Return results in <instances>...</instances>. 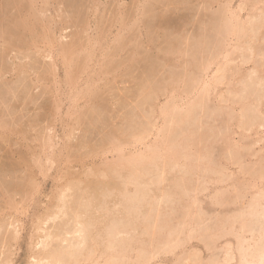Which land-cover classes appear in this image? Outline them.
Segmentation results:
<instances>
[{"label": "rangeland", "instance_id": "374dc122", "mask_svg": "<svg viewBox=\"0 0 264 264\" xmlns=\"http://www.w3.org/2000/svg\"><path fill=\"white\" fill-rule=\"evenodd\" d=\"M25 1L0 0V264L263 252L264 0Z\"/></svg>", "mask_w": 264, "mask_h": 264}, {"label": "bare ground", "instance_id": "6f19581e", "mask_svg": "<svg viewBox=\"0 0 264 264\" xmlns=\"http://www.w3.org/2000/svg\"><path fill=\"white\" fill-rule=\"evenodd\" d=\"M20 1V0H19ZM27 1V0H26ZM25 1V2H26ZM30 1V0H29ZM47 1V0H46ZM29 3V2H28ZM33 2H31V4H32ZM46 3H48V2H46ZM20 6V5H19ZM21 8H22V6H20ZM19 11V10H18ZM23 12V11H22ZM28 12V11H27ZM40 12V11H39ZM46 13V12H45ZM52 14V13H51ZM220 14V13H219ZM30 15V14H29ZM31 15H33V17H34V14H31ZM37 15V14H36ZM38 16H40V15H38ZM233 16V15H232ZM236 16V15H235ZM31 17V16H30ZM47 17V16H46ZM42 18V17H41ZM234 18V17H233ZM27 19V18H26ZM26 19H24V18H21V21H20V27L22 28V30L24 29V31L26 30L27 32H30L32 29L31 28H33L34 27V23H32V24H34L33 26L31 25V23L29 22V21H27L28 19H29V17H28V19L26 20ZM36 18H34V20H35ZM33 20V19H32ZM33 20V21H34ZM39 20V19H38ZM41 20V19H40ZM43 21V20H42ZM250 21V20H249ZM37 22V21H36ZM44 22V21H43ZM15 23V22H14ZM224 23V22H223ZM45 24L46 23H44V27H45ZM49 24V23H48ZM231 25V24H230ZM247 25V24H246ZM18 26H19V24H18ZM32 26V27H31ZM17 29V28H16ZM46 29V28H45ZM217 29V28H216ZM247 29V28H246ZM21 30V31H22ZM226 30V29H225ZM224 30V31H225ZM239 30H241V29H239ZM34 31V30H33ZM44 31V30H43ZM229 31V30H228ZM234 31V30H233ZM50 32V31H49ZM221 32V31H220ZM232 32V31H231ZM242 32V31H241ZM6 33V32H5ZM26 33V32H25ZM32 33H34V32H32ZM42 33V32H41ZM48 33V32H47ZM27 34V33H26ZM34 35V34H33ZM48 35V34H47ZM49 36V35H48ZM33 37V36H32ZM120 37V36H119ZM49 38V37H48ZM120 39V38H119ZM217 39V38H216ZM117 40V39H116ZM121 40V39H120ZM54 41V40H53ZM50 43H51V41H50ZM52 44V43H51ZM64 45L65 44H63V47H62V43H61V47H62V49L60 50V52H61V54L60 55H67L66 53H68V52H70L71 53V51H70V47H64ZM74 48V47H73ZM242 49V48H241ZM71 50L73 51V49H72V47H71ZM76 52V51H75ZM215 52V51H214ZM69 54V53H68ZM74 54V53H73ZM87 54V53H86ZM218 54H219V52H218ZM69 55H71V54H69ZM215 55V54H214ZM62 56V59L64 58ZM74 56V55H73ZM88 56V55H87ZM92 56V55H91ZM212 56V55H211ZM72 57V56H71ZM76 57V56H75ZM85 57V56H84ZM72 58H74V57H72ZM83 58V57H82ZM69 61H66V62H70V63H68V64H71V60L70 59H68ZM64 61H65V58H64ZM88 61V60H87ZM207 61H208V59H207ZM74 63V62H73ZM212 63V62H211ZM226 63H227V61H226ZM222 64V63H221ZM225 64V63H224ZM64 65H65V63H64ZM74 65V64H73ZM81 65V64H80ZM208 65V68H209V64H207ZM207 65H206V67H207ZM69 67H71L70 65H69ZM73 68H74V66H72ZM205 67V66H204ZM68 68V67H67ZM68 69H70V68H68ZM217 69L218 68H216L215 70H216V72H217ZM64 70H66V68L64 69ZM206 71H207V69H206ZM213 71V70H212ZM225 71V70H224ZM70 72V71H69ZM214 72V71H213ZM215 72V73H216ZM67 73V72H66ZM201 73V72H200ZM215 73L213 74V77H214V75H215ZM220 73V72H219ZM204 74V73H203ZM224 74V73H223ZM70 75V74H69ZM202 76V75H201ZM201 76H200V78H201ZM70 77V76H69ZM206 77V76H205ZM215 77H216V75H215ZM215 77L213 78V79H215ZM70 78H72V76L70 77ZM189 78V77H188ZM203 78V77H202ZM205 79V78H204ZM204 79H201V80H204ZM210 79V78H209ZM213 79H210V82L213 80ZM72 80V79H71ZM197 80H199L198 78H197ZM209 80L207 79V81L206 82H208ZM214 81V80H213ZM219 81V80H218ZM199 82H200V80H199ZM205 83V82H204ZM203 84V83H202ZM206 87H208L207 86V83H205L204 84ZM208 85H211V84H208ZM204 87V86H203ZM190 89V88H189ZM200 89V88H199ZM203 89H205V87L203 88ZM204 93V92H203ZM199 94V93H198ZM197 94V95H198ZM201 96V95H200ZM195 97V96H194ZM199 97V96H198ZM198 97H197V99H198ZM204 106V105H203ZM168 107V106H167ZM163 108V107H162ZM175 109V108H174ZM189 109V108H188ZM149 111V110H148ZM151 112V111H150ZM168 113V112H167ZM178 115V114H177ZM183 115V114H182ZM241 117V116H240ZM244 117V116H243ZM242 118V117H241ZM176 120V119H175ZM146 129V128H145ZM149 130H151V129H149ZM154 131V130H153ZM158 131H160V130H158ZM141 132H143V131H141ZM144 132H146V131H144ZM150 132H152V131H147V133L146 134H149ZM155 132V131H154ZM157 132V131H156ZM154 133L155 135H156V137H154L155 139L157 138V134H158V132L157 133ZM132 134V133H131ZM143 134H145V133H143ZM154 134L152 133L151 134V136L153 135L154 136ZM139 135H140V132H139ZM142 135V134H141ZM140 135V136H141ZM150 136V135H149ZM142 138H139V139H137L136 140V138H135V140L134 141H137V142H134L133 144H134V146H135V143L137 144V143H139V145H141L140 143H144L145 141V139L143 138V136H141ZM144 137H145V135H144ZM159 138V137H158ZM146 139H149V138H147V136H146ZM147 141V140H146ZM153 141H154V139H153ZM156 141V140H155ZM117 143V142H116ZM119 144V143H118ZM151 144V143H150ZM150 144L148 145V144H146L147 145V148L150 146ZM153 144V143H152ZM152 144H151V146H152ZM144 145V144H143ZM155 145V144H154ZM137 146H138V144H137ZM152 149H154V147H151L150 149L148 148V150H149V152L152 150ZM147 150V149H146ZM153 151V150H152ZM164 151V150H163ZM118 152V151H117ZM142 153V152H141ZM147 153V152H146ZM150 153H152V152H150ZM149 153V154H150ZM156 153V152H155ZM157 154V153H156ZM152 155V154H151ZM143 156V154L141 155V157ZM122 158V157H121ZM134 158H136L138 161H140V156L139 157H134ZM133 157H132V159H130V161L132 160L133 162H135V160H133L134 159ZM139 158V159H138ZM170 159V158H169ZM167 160V159H166ZM125 162H126V160H125ZM258 162V161H257ZM120 163V162H119ZM137 163V162H136ZM45 164V163H44ZM103 164V163H102ZM101 164V165H102ZM127 164H128V162H127ZM133 164V163H132ZM142 164H144V163H142ZM108 166V165H107ZM129 166V165H128ZM106 167V166H105ZM114 167V166H113ZM136 167V166H135ZM256 167V166H255ZM139 168V167H138ZM107 169V168H106ZM105 169V170H106ZM112 169V168H111ZM117 169V168H116ZM142 169V168H141ZM256 169H257V167H256ZM95 170V169H94ZM104 170V169H103ZM102 170V171H103ZM115 170V169H114ZM136 170H138V169H136ZM89 171H91V170H89ZM100 171V170H99ZM107 171H109V170H107ZM138 172V171H137ZM250 172V171H249ZM89 173V172H88ZM87 173V174H88ZM92 173V172H91ZM101 173V172H100ZM109 173V172H108ZM107 173V174H108ZM128 174V173H127ZM137 174V173H136ZM95 175H96V173H95ZM94 175V176H95ZM87 176V175H86ZM102 176V175H101ZM103 177V176H102ZM74 180V179H73ZM79 181H80V179H79ZM205 181V180H204ZM76 182V181H75ZM78 182V181H77ZM81 182V181H80ZM69 183V182H68ZM29 185V184H28ZM77 185V184H76ZM30 186V185H29ZM63 186V185H62ZM70 186V185H69ZM81 186H82V184H81ZM79 187H80V185H79ZM78 187V188H79ZM80 189V188H79ZM84 190V189H83ZM78 192V191H77ZM136 192V191H135ZM135 192H134V194H135ZM137 193H138V191H137ZM64 193H61V195H59V199L61 200V202H63V197H64V195H63ZM82 194H83V192H82ZM82 194H80V195H82ZM142 194V193H141ZM75 196V195H74ZM79 196V195H78ZM130 196V195H129ZM68 197H70V196H68ZM72 197V196H71ZM76 197V196H75ZM134 199V198H133ZM58 200V199H57ZM216 200V199H215ZM262 200V199H261ZM79 201V200H78ZM59 202V201H58ZM56 203V202H55ZM66 201H65V199H64V205H62L61 204V206H62V208H65V206H66ZM79 203V202H78ZM58 204V203H57ZM75 205V204H74ZM131 205V204H130ZM56 206V205H55ZM79 206V205H78ZM128 206V205H127ZM74 207V206H73ZM134 207H136V206H134ZM61 208V207H60ZM52 209V208H51ZM72 209V208H71ZM75 209V208H74ZM246 209V208H245ZM65 210H67V209H65ZM65 210L63 209V211H61V209H60V211L61 212H63L64 213V215L67 213V215H68V212H65ZM69 210V209H68ZM100 210V209H99ZM264 210V209H263ZM73 212V211H72ZM75 212L76 211H74L73 212V214H75ZM70 213V212H69ZM249 213V212H248ZM259 214H260V212H259ZM46 215V214H45ZM77 215V214H76ZM53 216V218L54 217H56V216H58L57 215V212H55V213H53L51 216H48L47 218H46V220L48 219V218H50V217H52ZM243 216V215H242ZM71 218V217H70ZM75 218V217H74ZM117 218V217H116ZM52 219V218H51ZM76 219V218H75ZM122 219V218H121ZM252 219V218H251ZM263 219V218H262ZM37 220V219H36ZM45 220V221H46ZM71 220V219H70ZM236 220V219H235ZM43 222V223H46V222ZM62 221V220H61ZM76 221V220H75ZM88 221H89V219H88ZM129 221V220H128ZM252 221V220H251ZM38 222V221H37ZM40 222V221H39ZM84 222V221H83ZM90 222V221H89ZM119 222V221H118ZM130 222V221H129ZM78 223H79V221H78ZM81 223V222H80ZM90 225H92L91 224V222L89 223ZM89 224H84V225H82L81 227H83V228H85V227H88L87 225H89ZM117 224V223H116ZM252 224V223H251ZM257 224H258V222H257ZM86 225V226H85ZM113 225V224H112ZM115 225V224H114ZM244 225V224H243ZM256 225V224H255ZM60 226V225H59ZM58 226V227H59ZM65 226V225H64ZM94 226V225H93ZM57 227V228H58ZM81 227H80V229H79V231H84V229L82 230L81 229ZM110 227H112V226H110ZM17 228V227H16ZM70 228H71V226H70ZM76 228V227H75ZM74 228V229H75ZM103 228V227H102ZM114 228H115V226H114ZM113 228V229H114ZM243 228V227H242ZM261 228V227H260ZM38 229H41V230H44V227H42V226H39V228ZM89 230H91L90 228H89ZM96 230V229H95ZM109 230V229H108ZM248 230V229H247ZM262 230V229H261ZM16 231V230H15ZM38 231V230H37ZM71 231V230H70ZM107 231V230H106ZM106 231H104V232H106ZM111 231V230H110ZM117 231H119V232H124V230L123 229H117ZM126 231H127V229H126ZM230 231V230H229ZM254 231V230H253ZM40 232V231H39ZM68 232H69V230H68ZM85 232H86V229H85ZM90 231H87L86 232V237H88V233H89ZM119 232H117V233H119ZM15 233V232H14ZM19 233V232H18ZM73 233V232H72ZM99 233V232H98ZM121 233V234H122ZM257 234L259 233V231L258 232H256ZM84 234V233H83ZM120 234V233H119ZM118 234V235H119ZM120 234V235H121ZM124 234H126V232L124 233ZM223 234V233H222ZM49 235H50V237L51 238H53L52 236H54V235H52L51 233H48L47 235L45 234V235H40L39 236V239L37 240V242H35L36 243V245H39V244H41V245H47V240L48 239H46V241H44L42 238H49L50 240H51V238L49 237ZM52 235V236H51ZM60 235H61V233H60ZM260 235H262V234H260ZM260 235H258V236H260ZM17 236V235H16ZM29 236V235H28ZM97 236H98V234H97ZM127 236H128V234H127ZM234 236V235H233ZM254 236V235H253ZM263 236V235H262ZM36 237V236H35ZM56 237V236H55ZM83 237H84V235H83ZM96 237V236H95ZM100 237H102V236H100ZM132 237V236H131ZM255 237V236H254ZM44 238V239H45ZM109 238V237H108ZM120 238V237H119ZM128 238V237H127ZM126 238V239H127ZM251 238V237H250ZM249 238V240H253L254 241V239H256V237L255 238H251L250 239ZM261 238H263L264 239V237H261ZM13 239V238H12ZM83 240V244H84V242H87V244H88V239H86L85 238V240H84V238H82ZM114 239V238H113ZM129 239V238H128ZM91 240H93V238H91ZM115 240V239H114ZM113 240V241H114ZM120 240V239H119ZM240 240V239H239ZM122 241H124V239L123 240H121V241H118V242H120V243H122ZM241 241V240H240ZM257 241V240H256ZM94 242V241H93ZM117 242V243H118ZM139 242V241H138ZM147 242V241H146ZM174 242V241H173ZM228 242V241H227ZM70 243H72V242H70ZM82 243V242H81ZM91 243V242H90ZM102 243V242H101ZM243 243V242H242ZM34 244V243H33ZM69 244V243H68ZM80 244V243H79ZM83 244H81V245H83ZM94 244V243H93ZM104 244V243H103ZM111 244H113V243H111ZM123 244V243H122ZM140 244V243H139ZM181 244V243H180ZM241 243L239 242V245H238V250H241L242 249V247L243 246H247V243H246V245H245V243L243 244V246H241L240 245ZM94 245H96V244H94ZM94 245H93V247H94ZM102 245V244H101ZM130 245V244H129ZM166 245V244H165ZM234 245H236V244H234ZM71 246V245H70ZM73 246V245H72ZM76 246H78V245H76ZM83 246H85V244L83 245ZM106 246H107V244H106ZM110 246V245H109ZM112 246V245H111ZM118 246H120V245H118ZM141 246V245H140ZM145 246V245H144ZM171 246H174L173 244L171 245ZM237 246V245H236ZM240 246V247H239ZM249 246H251L252 247V245L250 244ZM254 246H255V244H254ZM256 246H257V242H256ZM256 246H255V248H256ZM42 247V246H41ZM69 247V246H68ZM81 247V246H80ZM79 246H78V248H76V249H79L80 248ZM88 247H89V245H88ZM87 247V248H88ZM97 247V246H96ZM114 247H116V245L114 246ZM122 247V246H121ZM124 247V246H123ZM127 247H128V243H127ZM126 247V248H127ZM136 247H138V246H136ZM176 247V246H175ZM235 247V246H234ZM248 247V246H247ZM260 247H261V245H260ZM37 248V247H36ZM111 248V247H110ZM156 248V247H155ZM157 248H158V246H157ZM164 248V247H163ZM173 248V247H172ZM249 248V247H248ZM91 249V248H90ZM93 249V248H92ZM91 249V250H92ZM96 249V248H95ZM106 249V248H105ZM140 249V248H139ZM235 249H237V247L235 248ZM71 250V249H70ZM75 250V249H74ZM82 250H83V248H82ZM85 250V249H84ZM94 250V249H93ZM244 250V251H243ZM262 250V249H261ZM57 251V250H56ZM77 250H75V252H76ZM78 251H80V250H78ZM106 251V250H105ZM105 251H102V252H105ZM135 251H136V249H135ZM153 251V250H152ZM161 251V250H160ZM242 252H241V254H239L240 255V257H239V255H238V261H236V264H264V251L263 252H261V251H259L258 250V247H257V250L255 251V249H253V250H249V249H242L241 250ZM54 252V251H53ZM67 252V251H66ZM65 251L64 252H62V250L61 251H57V252H55V253H57L56 255H54V256H51V259L49 258V256H48V258L46 257V261L43 263V262H41L40 260H43L42 258H44V257H40V258H38V256L37 257H35V255L33 254V256L32 257H34V262L32 263V264H79V258L77 257V255H75V254H71L70 253V251L68 252L69 253V255L71 254L72 255V257H69V258H67L66 259V257H64L63 255L66 253ZM80 252H82V251H80ZM89 252H90V250H89ZM101 252V253H102ZM151 252V251H150ZM228 252V251H227ZM230 252H231V250H230ZM239 253H240V251H238ZM237 252V253H238ZM47 253V252H46ZM49 253V252H48ZM52 253V252H51ZM55 253H53V254H55ZM92 253H94V252H92ZM116 253V252H115ZM153 253H155V252H153ZM153 253H151L152 255H153ZM37 254V253H36ZM86 254V253H85ZM114 254V253H113ZM122 254V253H121ZM142 254V253H141ZM226 254V253H225ZM39 255V254H38ZM48 255V254H47ZM46 255V256H47ZM91 255L92 254H90V253H88L87 254V256H90V258H91ZM95 254H93V256H94ZM100 255V254H99ZM98 255V256H99ZM140 255V254H139ZM144 255V254H143ZM148 255V253L145 255L146 256V258H145V256H142V257H140V258H143V259H139L140 260V262H137L138 261V258H137V260L135 261V264H144V262L145 261H148V260H150V256H147ZM151 255V256H152ZM228 255V254H227ZM230 255V254H229ZM30 256V255H29ZM40 256V255H39ZM66 256V255H65ZM68 256V255H67ZM85 257L86 255H82V257ZM92 256V257H93ZM112 256V255H111ZM155 256V255H154ZM109 257V256H108ZM137 257H139V256H137ZM224 257V256H223ZM227 257H229V256H227ZM232 257H234V254L232 255ZM231 257V258H232ZM87 258H89V257H87ZM105 258V257H104ZM45 259V258H44ZM93 259H95L96 260V262H99V261H97V257L95 258H93ZM115 258H113V260H114ZM129 259V258H128ZM136 259V258H135ZM145 259V260H144ZM232 259H234V258H232ZM241 259V260H240ZM90 260V259H89ZM111 260V259H110ZM226 260V259H225ZM94 261V260H93ZM104 261V260H103ZM116 261V260H115ZM127 261V260H126ZM223 261V260H222ZM80 262H81V260H80ZM92 262V261H91ZM95 262V261H94ZM106 262H108L107 260H106ZM225 262V261H224ZM229 262V261H228ZM100 263V262H99ZM102 263V262H101ZM215 263V262H214ZM92 264H96V263H93L92 262ZM220 264V263H219ZM234 264H235V262H234Z\"/></svg>", "mask_w": 264, "mask_h": 264}]
</instances>
